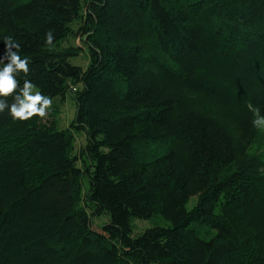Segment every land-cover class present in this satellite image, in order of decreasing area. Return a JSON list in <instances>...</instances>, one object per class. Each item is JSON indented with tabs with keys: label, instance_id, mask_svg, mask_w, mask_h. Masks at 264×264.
<instances>
[{
	"label": "trees",
	"instance_id": "trees-1",
	"mask_svg": "<svg viewBox=\"0 0 264 264\" xmlns=\"http://www.w3.org/2000/svg\"><path fill=\"white\" fill-rule=\"evenodd\" d=\"M3 37L75 110L0 113V264H264V0H0Z\"/></svg>",
	"mask_w": 264,
	"mask_h": 264
},
{
	"label": "clouds",
	"instance_id": "clouds-1",
	"mask_svg": "<svg viewBox=\"0 0 264 264\" xmlns=\"http://www.w3.org/2000/svg\"><path fill=\"white\" fill-rule=\"evenodd\" d=\"M5 52L0 56V113L7 110V115L13 121H27L35 117L43 118L48 114V109L52 106V99L40 91L33 92L35 85L28 79H24L21 87L17 79L21 73L26 77L29 72V59L21 58L19 54V43L13 41L11 37H3ZM53 34L46 33L45 44L53 45ZM16 49V51H14ZM13 97L11 104L8 97ZM252 112L250 120L251 127L258 132L264 133V114H261L258 106L249 104Z\"/></svg>",
	"mask_w": 264,
	"mask_h": 264
},
{
	"label": "rangeland",
	"instance_id": "rangeland-1",
	"mask_svg": "<svg viewBox=\"0 0 264 264\" xmlns=\"http://www.w3.org/2000/svg\"><path fill=\"white\" fill-rule=\"evenodd\" d=\"M74 43H79L80 40L76 39L73 41ZM77 56L70 59V61L73 64H78L80 66L85 65V57ZM37 91L35 88L33 89V92ZM54 110L56 111L58 115V125L60 127H64L68 124L69 120H71L74 116V103L72 102L71 98L67 95H65V98L62 101L52 100V106L48 110ZM82 138L81 136H76L75 144L77 145L79 142H81ZM105 220V216L102 215L98 218H94L92 222L94 224L98 225L100 224V221ZM155 220H132V226H133V233L136 234L137 232H140L143 228L151 225L154 223Z\"/></svg>",
	"mask_w": 264,
	"mask_h": 264
}]
</instances>
